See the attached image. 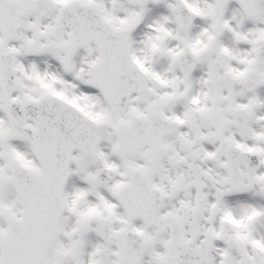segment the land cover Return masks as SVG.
I'll return each mask as SVG.
<instances>
[{"label":"snow or ice","instance_id":"obj_1","mask_svg":"<svg viewBox=\"0 0 264 264\" xmlns=\"http://www.w3.org/2000/svg\"><path fill=\"white\" fill-rule=\"evenodd\" d=\"M0 264H264V0H0Z\"/></svg>","mask_w":264,"mask_h":264}]
</instances>
